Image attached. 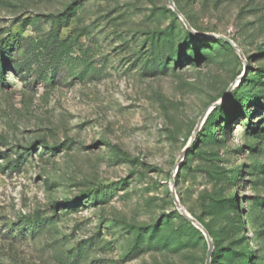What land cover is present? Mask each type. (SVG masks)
Wrapping results in <instances>:
<instances>
[{
	"label": "rangeland",
	"instance_id": "rangeland-1",
	"mask_svg": "<svg viewBox=\"0 0 264 264\" xmlns=\"http://www.w3.org/2000/svg\"><path fill=\"white\" fill-rule=\"evenodd\" d=\"M172 1L203 35L169 0H0V264H205L172 173L210 264H264V0Z\"/></svg>",
	"mask_w": 264,
	"mask_h": 264
},
{
	"label": "water",
	"instance_id": "water-1",
	"mask_svg": "<svg viewBox=\"0 0 264 264\" xmlns=\"http://www.w3.org/2000/svg\"><path fill=\"white\" fill-rule=\"evenodd\" d=\"M169 4L172 8V10L177 14V16L183 21L185 27L190 30L191 32L197 34V35H203V33L195 30L190 24L189 22L186 20V18L182 15V13L178 10V8L175 6L174 2L172 0H169ZM216 38H219L221 40H224L225 42H227L233 49H235L237 52H239V54H241L240 49L238 47V45L233 42L232 40H230L229 38H227L226 36L223 35H213ZM232 86H229L225 92V94L223 95V97L221 98L220 101H222L231 91ZM219 102H215L213 105H217L220 103ZM206 117V113L204 112L202 114V116L200 117V120L196 126V130L199 128V126L202 124V122L204 121ZM188 150V147H186L183 152L181 153L178 161H180L186 154ZM175 184H174V176L173 173L171 174L170 177V193H171V197L173 200V203L176 207V209L181 213V215L187 220L189 221L194 227H196L199 231H201V233L203 234V236L205 237L207 243H208V250L206 253V259H205V264H210L211 263V255H212V249H213V241L208 233V231L206 230V228L195 218L193 217L190 213L187 212V210L183 207L180 199L178 198L176 192H175Z\"/></svg>",
	"mask_w": 264,
	"mask_h": 264
},
{
	"label": "trees",
	"instance_id": "trees-1",
	"mask_svg": "<svg viewBox=\"0 0 264 264\" xmlns=\"http://www.w3.org/2000/svg\"><path fill=\"white\" fill-rule=\"evenodd\" d=\"M221 40V39H219ZM222 44H228L227 42H225L224 40L220 41ZM229 45V44H228ZM8 44H6V42H2L0 44V81L4 83V77H3V69L6 66L7 60L5 59V55L7 53V51L10 49L8 48ZM231 95V92L229 93V96ZM40 144H44V148H47V144H45L44 141H41ZM4 157V156H1ZM22 156V154L19 155L20 159ZM19 163V160L16 161V165ZM179 220L181 221V223L179 224H174L172 223L170 220H166V224L167 227L170 229V231L179 239L182 238L183 236V230L185 229H193L194 231H196L199 234H202L201 231H199L196 227H194L189 221H187L184 217H182L181 215H178ZM32 219V220H31ZM31 219H26L22 224H23V229H27V231L30 232H34L36 229V226L41 224V220L40 217H34ZM35 219V220H34ZM200 222V221H199ZM202 224V223H201ZM203 225V224H202ZM204 226V225H203ZM203 235V234H202ZM178 239V240H179Z\"/></svg>",
	"mask_w": 264,
	"mask_h": 264
}]
</instances>
